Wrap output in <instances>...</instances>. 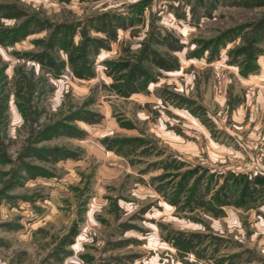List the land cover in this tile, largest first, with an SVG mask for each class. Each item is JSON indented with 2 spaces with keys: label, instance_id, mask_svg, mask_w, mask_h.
Wrapping results in <instances>:
<instances>
[{
  "label": "rangeland",
  "instance_id": "obj_1",
  "mask_svg": "<svg viewBox=\"0 0 264 264\" xmlns=\"http://www.w3.org/2000/svg\"><path fill=\"white\" fill-rule=\"evenodd\" d=\"M261 20L249 0H0V264H264Z\"/></svg>",
  "mask_w": 264,
  "mask_h": 264
},
{
  "label": "trees",
  "instance_id": "obj_2",
  "mask_svg": "<svg viewBox=\"0 0 264 264\" xmlns=\"http://www.w3.org/2000/svg\"><path fill=\"white\" fill-rule=\"evenodd\" d=\"M251 3L253 4H256V5H260V4H264V0H249ZM7 14H10V13H7ZM107 18V17H106ZM264 23V20H261L259 22V25H258V29L257 31L260 29V28H263V24ZM62 34H58V32H52L50 35H49V39H48V46L51 47V48H67V45L66 44V37L68 35H70L72 32L71 30L69 29H64V33H63V30H61ZM65 38V39H64ZM260 37L259 36H255L254 37V42H258L260 41ZM255 48V47H254ZM255 49H259L258 47L255 48ZM260 50V49H259ZM259 50H251V54L253 52V56H256L257 53L259 52ZM153 61L158 64L159 66L163 67V68H166V69H169L171 68V64L166 60L164 59L163 57H160L158 55H154L152 57ZM125 66H128V64L126 63ZM141 68V67H140ZM139 67L137 66H133L131 69H130V72H129V75L132 77L131 79L136 81L138 80L140 77L144 76L145 73H146V70L143 68L140 69ZM234 178L238 179L239 181H241V178L239 179V177L237 175L234 176ZM243 181H244V186L242 187V189L240 190V194H241V198L244 199V198H248V194L250 195V185L252 183V180L250 179L249 175H244L243 176ZM253 181H255L256 183H259V184H264V175H258L256 176ZM226 188V184L222 185V188L221 189H224ZM242 204V203H241ZM182 240V239H180ZM178 241V242H182L183 244L187 245V246H190V243L187 242V241ZM190 249H192V246L189 247Z\"/></svg>",
  "mask_w": 264,
  "mask_h": 264
}]
</instances>
